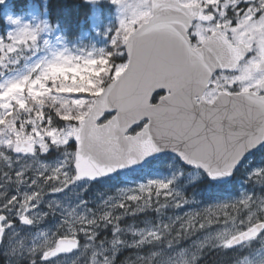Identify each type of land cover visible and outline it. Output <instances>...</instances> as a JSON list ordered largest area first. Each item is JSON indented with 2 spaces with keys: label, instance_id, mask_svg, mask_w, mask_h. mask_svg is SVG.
Wrapping results in <instances>:
<instances>
[{
  "label": "snow or ice",
  "instance_id": "snow-or-ice-1",
  "mask_svg": "<svg viewBox=\"0 0 264 264\" xmlns=\"http://www.w3.org/2000/svg\"><path fill=\"white\" fill-rule=\"evenodd\" d=\"M0 264H264V0H0Z\"/></svg>",
  "mask_w": 264,
  "mask_h": 264
},
{
  "label": "trees",
  "instance_id": "trees-1",
  "mask_svg": "<svg viewBox=\"0 0 264 264\" xmlns=\"http://www.w3.org/2000/svg\"><path fill=\"white\" fill-rule=\"evenodd\" d=\"M52 3L53 4H56L57 3V0H52ZM242 181V176H237V177H234V180H233V182H231L229 185H228V187H229V193L233 196V197H235V195H237V184H238V182H241ZM200 197L198 196L197 197V199H199ZM203 207V205H201V208ZM196 210V209H195Z\"/></svg>",
  "mask_w": 264,
  "mask_h": 264
},
{
  "label": "rangeland",
  "instance_id": "rangeland-1",
  "mask_svg": "<svg viewBox=\"0 0 264 264\" xmlns=\"http://www.w3.org/2000/svg\"><path fill=\"white\" fill-rule=\"evenodd\" d=\"M259 161H258V159L257 160H253V163L255 164V163H258ZM228 187V186H227ZM100 188V186H95V187H93L92 188V190L89 192V195L90 196H92V195H95L96 193H97V191H98V189ZM229 188V187H228ZM237 194H239L241 191H244L245 190V187L244 186H242V181L241 182H238V184H237ZM230 190V189H229ZM191 210H193V211H195V208H193V209H191ZM184 211H189V209H187V208H185L184 209ZM182 214V213H181Z\"/></svg>",
  "mask_w": 264,
  "mask_h": 264
},
{
  "label": "water",
  "instance_id": "water-1",
  "mask_svg": "<svg viewBox=\"0 0 264 264\" xmlns=\"http://www.w3.org/2000/svg\"><path fill=\"white\" fill-rule=\"evenodd\" d=\"M233 179H234V178H232V179L230 180V182H231ZM230 182H229V183H230Z\"/></svg>",
  "mask_w": 264,
  "mask_h": 264
}]
</instances>
